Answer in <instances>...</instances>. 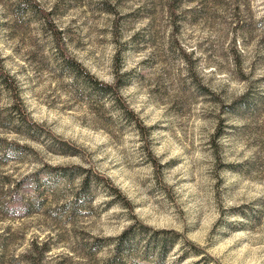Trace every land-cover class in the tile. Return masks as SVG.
<instances>
[{"label":"rangeland","instance_id":"rangeland-1","mask_svg":"<svg viewBox=\"0 0 264 264\" xmlns=\"http://www.w3.org/2000/svg\"><path fill=\"white\" fill-rule=\"evenodd\" d=\"M0 64V264H264V0H0Z\"/></svg>","mask_w":264,"mask_h":264},{"label":"trees","instance_id":"trees-1","mask_svg":"<svg viewBox=\"0 0 264 264\" xmlns=\"http://www.w3.org/2000/svg\"><path fill=\"white\" fill-rule=\"evenodd\" d=\"M21 1V0H20ZM67 64L75 66V67H79V69H81L82 67L74 60L66 57L65 58ZM85 76H87V78L90 80L92 87L100 92H104V91H108L112 94L113 99L116 100L117 102H119V95L117 93V85L115 83L113 84H108L105 82H102L100 80H97L95 78L90 77V75L87 72H84ZM0 87L3 88L10 96V99L12 101V104L17 107L16 110H20L16 104V101H18V95L15 89V85L13 84V79L10 75H8L1 67L0 64ZM120 106L122 108V111L127 112L129 114H131V111H129L126 107L125 104L120 103ZM18 113H21L20 115V120L24 121V122H28L30 123V121H28V118L26 117L25 114H22L21 111H18ZM33 124V123H31ZM59 148L60 149H56L57 152H61V153H65V149H63L62 142L58 143ZM62 148V149H61ZM88 180V176L87 174L82 175V178L80 179L81 184L85 185L86 181ZM110 187V192H113L114 194H116L117 196H119L122 201L125 202L124 198L120 195L119 191L112 186L111 184H109ZM5 206H8L6 202H4ZM8 208H11V206H9ZM130 227V226H129ZM129 229V228H127ZM126 229V230H127ZM131 230V227H130ZM125 233V232H124ZM123 233V234H124ZM165 231L164 230H157L154 232L153 236L151 237V243H152V247H154L156 249V251L158 252L157 254H159V256L162 255V253L168 249L169 247H171L174 243L175 238L174 237H167L164 235ZM123 234L119 237L116 238V240L113 243V247H112V256L109 258V263L108 264H115L113 262V259L115 260L116 257L120 258L119 255H124L125 250L127 249V242L122 238ZM158 234V235H157ZM127 251V250H126ZM119 261V260H118ZM122 264V263H119Z\"/></svg>","mask_w":264,"mask_h":264}]
</instances>
